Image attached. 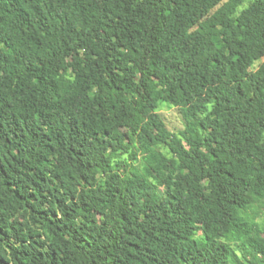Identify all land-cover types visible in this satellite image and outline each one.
<instances>
[{
  "label": "trees",
  "instance_id": "1",
  "mask_svg": "<svg viewBox=\"0 0 264 264\" xmlns=\"http://www.w3.org/2000/svg\"><path fill=\"white\" fill-rule=\"evenodd\" d=\"M0 264H264V0H0Z\"/></svg>",
  "mask_w": 264,
  "mask_h": 264
},
{
  "label": "rangeland",
  "instance_id": "2",
  "mask_svg": "<svg viewBox=\"0 0 264 264\" xmlns=\"http://www.w3.org/2000/svg\"><path fill=\"white\" fill-rule=\"evenodd\" d=\"M169 127L174 131H180L184 128L183 118L176 107L164 106L162 109Z\"/></svg>",
  "mask_w": 264,
  "mask_h": 264
}]
</instances>
